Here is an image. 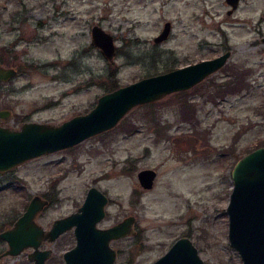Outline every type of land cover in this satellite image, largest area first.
<instances>
[{"label":"rangeland","instance_id":"1","mask_svg":"<svg viewBox=\"0 0 264 264\" xmlns=\"http://www.w3.org/2000/svg\"><path fill=\"white\" fill-rule=\"evenodd\" d=\"M166 19L170 31L155 41ZM94 22L113 36L110 60L90 41ZM263 34L264 0H242L231 13L224 0H0V63L15 68L0 81V107L9 109L0 123L9 126L58 122L86 110L114 81L231 49L222 66L192 86L136 104L73 144L0 169V229L32 193L47 199L34 216L47 227L94 184L108 197L99 225L135 215L134 232L110 241L116 259L147 264L184 234L206 264H239L226 204L234 161L264 144ZM144 166L156 169L150 187L137 177ZM73 242L69 227L40 245L57 260ZM5 245L0 237V250ZM29 249L3 255L0 264H30Z\"/></svg>","mask_w":264,"mask_h":264},{"label":"water","instance_id":"2","mask_svg":"<svg viewBox=\"0 0 264 264\" xmlns=\"http://www.w3.org/2000/svg\"><path fill=\"white\" fill-rule=\"evenodd\" d=\"M235 6V0L232 7ZM171 21L166 19L162 28L153 36L155 41L166 37ZM90 41L100 53L110 60L115 53L112 34L98 23L89 27ZM264 41V34L261 36ZM231 53L225 48L219 53L185 62L168 69L148 73L130 81L119 83L96 95L93 104L86 110L76 112L58 122L22 120L17 127L0 123V169L9 168L18 162L53 149L73 144L92 133L112 126L132 106L155 100L176 90L192 86L207 74L222 66ZM15 68L0 63V79L14 74ZM9 109L0 107V118L7 117ZM156 170L144 166L137 170L141 185H152ZM230 175L232 185L226 204L228 215L227 236L237 250L239 264H264V144L256 145L236 158ZM106 195L94 184L86 187L76 207L51 219L43 227L34 216L47 202L38 193H32L23 209L10 224L0 229L5 254H15L30 247L26 256L33 264H44L49 246H39L51 241L60 232L71 228L74 242L62 251V264H128L113 262L114 249L110 238L133 233V214L107 226H98L96 221L103 215ZM149 264H206L196 245L187 235L176 237L168 248Z\"/></svg>","mask_w":264,"mask_h":264},{"label":"flooded vegetation","instance_id":"3","mask_svg":"<svg viewBox=\"0 0 264 264\" xmlns=\"http://www.w3.org/2000/svg\"><path fill=\"white\" fill-rule=\"evenodd\" d=\"M225 2H226V12L227 13H231L233 10H235L236 8H238V6L240 5V2L242 1V0H235V6L229 11V9L232 7V2H233V0H224ZM170 28H171V26H170ZM170 31V30H169ZM12 76V75H11ZM8 77H10V76H8ZM7 77V78H8ZM2 80H6V78L5 79H0V81H2ZM156 170V169H155ZM156 175V174H155ZM155 177V176H154ZM153 181H154V178H153ZM152 184H153V182H152ZM152 186V185H151ZM150 187V186H149ZM108 197L106 196V199H107ZM106 202V201H105ZM104 202V203H105ZM103 209H104V204H103ZM104 211H105V209H104ZM104 211H103V215H104ZM129 214V213H128ZM127 214V215H128ZM102 215V216H103ZM134 215V214H133ZM101 216V217H102ZM125 216V215H124ZM123 216V217H124ZM135 216V215H134ZM100 217V218H101ZM123 217H121V218H123ZM99 218V219H100ZM121 218H118V219H115V220H113V221H111L110 223H108V224H105V225H99L98 224V220L96 221V224L98 225V226H107V225H109V224H111V223H113V222H115V221H118L119 219H121ZM11 223V222H10ZM134 225H135V217H134V220H133V222H132V227H134ZM66 230V229H65ZM134 230V229H133ZM64 231V230H63ZM62 231V232H63ZM61 233V232H60ZM59 233V234H60ZM58 234V235H59ZM57 235V236H58ZM183 235V234H182ZM122 236V235H121ZM124 236H126V235H124ZM56 237V236H55ZM123 237V236H122ZM119 238V237H118ZM3 239V238H2ZM112 239H115V238H110L109 239V244H110V241L112 240ZM171 244V243H170ZM39 246H41V245H39ZM110 246L112 247V245L110 244ZM42 247V246H41ZM197 247V246H196ZM30 248V247H29ZM67 248V247H66ZM113 249H114V257L112 258V260H113V262H116V263H118V262H126V263H128V264H130L128 261H125V260H118V259H116V252H118V251H116V249L114 248V247H112ZM168 248V247H167ZM64 250V249H63ZM62 250V251H63ZM198 250V249H197ZM50 252H51V247H50ZM50 252H49V254L44 258V264H62L63 263V261H64V258L62 257V252H61V258H59V259H55V258H53V256H50ZM199 252V251H198ZM163 253V252H162ZM159 256V255H158ZM157 256V257H158ZM201 256V255H200ZM157 257H155L154 259H152L151 261H149L147 264H149L150 262H152L153 260H155ZM26 258H27V260L29 261V263L30 264H33V259L32 258H29V257H27L26 256ZM204 260V259H203ZM205 262V261H204ZM206 263V262H205Z\"/></svg>","mask_w":264,"mask_h":264},{"label":"trees","instance_id":"4","mask_svg":"<svg viewBox=\"0 0 264 264\" xmlns=\"http://www.w3.org/2000/svg\"><path fill=\"white\" fill-rule=\"evenodd\" d=\"M172 67V66H171ZM170 68V67H169ZM235 79V78H234ZM241 80L238 82V87L237 88H241L242 87V78H240ZM236 80V79H235ZM119 83H116L115 81L111 83V88L114 87L115 85H118ZM234 89V88H233Z\"/></svg>","mask_w":264,"mask_h":264}]
</instances>
